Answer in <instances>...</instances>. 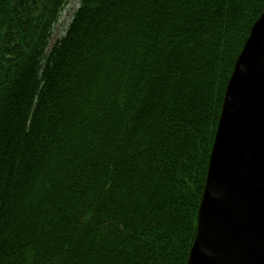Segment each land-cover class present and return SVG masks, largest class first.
<instances>
[{
	"label": "trees",
	"instance_id": "1",
	"mask_svg": "<svg viewBox=\"0 0 264 264\" xmlns=\"http://www.w3.org/2000/svg\"><path fill=\"white\" fill-rule=\"evenodd\" d=\"M70 2L0 0V264H187L264 0Z\"/></svg>",
	"mask_w": 264,
	"mask_h": 264
},
{
	"label": "water",
	"instance_id": "2",
	"mask_svg": "<svg viewBox=\"0 0 264 264\" xmlns=\"http://www.w3.org/2000/svg\"><path fill=\"white\" fill-rule=\"evenodd\" d=\"M187 264H264V11L225 90Z\"/></svg>",
	"mask_w": 264,
	"mask_h": 264
},
{
	"label": "rangeland",
	"instance_id": "3",
	"mask_svg": "<svg viewBox=\"0 0 264 264\" xmlns=\"http://www.w3.org/2000/svg\"><path fill=\"white\" fill-rule=\"evenodd\" d=\"M68 18V15H67V13L66 12H63V14H62V17H61V22H63V24H60V29L62 30L63 28H64V24L66 23V19ZM60 30V31H61Z\"/></svg>",
	"mask_w": 264,
	"mask_h": 264
}]
</instances>
